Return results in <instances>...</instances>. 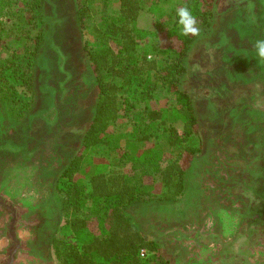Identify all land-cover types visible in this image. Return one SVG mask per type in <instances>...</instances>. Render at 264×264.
I'll use <instances>...</instances> for the list:
<instances>
[{
	"label": "rangeland",
	"instance_id": "obj_1",
	"mask_svg": "<svg viewBox=\"0 0 264 264\" xmlns=\"http://www.w3.org/2000/svg\"><path fill=\"white\" fill-rule=\"evenodd\" d=\"M159 1L165 13L161 24L142 10L137 26L156 30L166 45L167 30L182 25L165 17L182 0ZM96 3L101 6L102 0ZM76 6L77 0H41L34 28L20 39L17 9L2 18L0 58L16 57L25 71L15 76L17 105L0 94V264H58L53 239L74 240L61 211L71 197L56 182L81 149L94 112L95 76L83 50V29L99 20L88 19L81 28ZM213 7L212 31L199 38L187 58L184 87L193 98L199 134L186 144L201 150L187 170L184 194L176 201L159 199L161 171L176 156L162 127L139 111L173 106L175 96L166 87L159 85L142 101L131 92L120 96L121 116L108 132L123 148L124 137L143 128L138 134H150L167 153L157 171L140 175L147 196L126 211L172 264H264V60L255 49L256 41L264 40V0H215ZM106 10L114 14L118 6ZM148 58L166 62L154 52ZM21 75L31 79V87ZM125 97L132 103L129 110ZM171 123L182 135L180 123ZM81 150L80 180L93 172L89 159L95 156L133 172L130 160L109 154L106 146ZM94 208L88 204L85 211ZM89 229L97 230L95 219Z\"/></svg>",
	"mask_w": 264,
	"mask_h": 264
},
{
	"label": "trees",
	"instance_id": "obj_2",
	"mask_svg": "<svg viewBox=\"0 0 264 264\" xmlns=\"http://www.w3.org/2000/svg\"><path fill=\"white\" fill-rule=\"evenodd\" d=\"M214 1L182 0L180 8L189 9L199 31L195 35H185L183 26L174 24L167 30V44L163 45L156 30L137 26L142 10L151 14L155 25L161 24L165 13L159 0H102L101 6L96 0H77L75 16L81 28L86 20L93 17L99 19L86 31L83 29V50L95 76L96 100L93 115L81 138V149L106 146L109 154L119 152L122 160H130L133 172L126 174L122 169L111 166L107 160H100L101 156H95L89 159V164L95 166L94 170L83 181L79 176L83 151L78 150L68 161L58 175L56 185L71 197L61 211L68 219L74 240L53 239L52 248L58 264H172L162 255L159 243L146 238L126 211L147 196L148 191L140 175L157 171L158 162L167 153L150 141V134H138L141 130L143 132V128L137 129L136 134L126 135L123 148L117 137L109 135L108 129L121 116L120 96L131 92L142 101L145 97L150 98L159 85L166 87L175 96L173 106L151 110L143 107L139 111L145 113L150 123L162 127L172 150L170 153L176 156L161 171L163 193L159 199L176 201L184 194L187 170L201 150L200 146L186 144L190 137L199 134L193 98L184 87L187 58L199 38L210 34L213 29ZM40 2L0 0V39L5 34L2 18L14 8L17 9L15 16L19 30L23 31L16 38L28 37L34 28L35 12L39 11ZM112 4L118 6V11L109 14L106 7ZM177 10L170 11L166 20L174 17L177 23ZM148 52L165 56L166 62L158 65L155 59L148 58ZM21 66L16 57L0 58V94L11 105L18 104L19 87L15 85V76L18 79V74L25 71ZM21 76L23 83L31 87V79ZM126 105L127 110L132 107V103L126 102ZM172 121L180 123L182 135ZM88 204L95 206L89 213L85 211ZM92 219L97 223L96 231L89 229ZM141 251H144L143 255Z\"/></svg>",
	"mask_w": 264,
	"mask_h": 264
},
{
	"label": "clouds",
	"instance_id": "obj_3",
	"mask_svg": "<svg viewBox=\"0 0 264 264\" xmlns=\"http://www.w3.org/2000/svg\"><path fill=\"white\" fill-rule=\"evenodd\" d=\"M178 17V23L183 26V33L197 34L198 28L195 26V18L188 8H180L176 13ZM256 55L258 59L264 60V40H257L255 43Z\"/></svg>",
	"mask_w": 264,
	"mask_h": 264
},
{
	"label": "built area",
	"instance_id": "obj_4",
	"mask_svg": "<svg viewBox=\"0 0 264 264\" xmlns=\"http://www.w3.org/2000/svg\"><path fill=\"white\" fill-rule=\"evenodd\" d=\"M141 254L143 255L144 254V251H141Z\"/></svg>",
	"mask_w": 264,
	"mask_h": 264
}]
</instances>
